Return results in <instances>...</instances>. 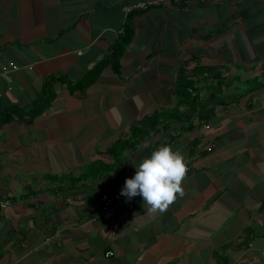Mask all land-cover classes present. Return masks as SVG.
<instances>
[{"label": "crops", "instance_id": "1", "mask_svg": "<svg viewBox=\"0 0 264 264\" xmlns=\"http://www.w3.org/2000/svg\"><path fill=\"white\" fill-rule=\"evenodd\" d=\"M135 1L0 0V264H264V0ZM161 145L185 195L149 213L120 193Z\"/></svg>", "mask_w": 264, "mask_h": 264}, {"label": "clouds", "instance_id": "2", "mask_svg": "<svg viewBox=\"0 0 264 264\" xmlns=\"http://www.w3.org/2000/svg\"><path fill=\"white\" fill-rule=\"evenodd\" d=\"M135 168V175L126 178L120 194L129 200L141 196L149 213L163 214L185 195L182 185L187 175V164L170 145L159 146Z\"/></svg>", "mask_w": 264, "mask_h": 264}, {"label": "trees", "instance_id": "3", "mask_svg": "<svg viewBox=\"0 0 264 264\" xmlns=\"http://www.w3.org/2000/svg\"><path fill=\"white\" fill-rule=\"evenodd\" d=\"M125 34V33H123ZM121 37H119L118 39L121 40L122 37L125 38L123 41H126V36H122L119 35ZM122 42V41H121ZM117 45V44H114V46ZM112 47L111 48V54L107 57V58H104L100 61H98L97 63H95V65H93L91 68L87 69L86 71H84V73H82V75L79 77V79H77L74 83L72 82L70 84V88L71 90L72 89H82L84 87H86L87 85H89L91 82L94 81V79L96 78V76L98 75L101 67H102V63L103 61H106V59H109V60H113V58L115 56H117V51H116V48L115 47ZM61 77V76H59ZM191 81L190 80H187V83H190ZM49 84V83H48ZM48 84H45L44 86L48 85ZM45 91L44 94L45 95ZM43 98V97H42ZM45 98H47V96H45ZM41 102V100H38L37 103ZM41 108V106H34V108L32 109L33 112H32V115L36 114ZM161 113H152L150 116L144 118L143 120H141V123H140V126L138 129H130V132L132 134V136L137 135V134H143L144 133V129L142 127H145L148 126L147 124L152 121V120H155L157 118V116H159ZM5 119V118H4ZM144 130V131H142ZM131 142L130 141H127V140H120V139H117L113 142V144L110 146V148L108 149L110 153H113V150L112 149H118L120 148L122 145H129ZM132 144V143H131Z\"/></svg>", "mask_w": 264, "mask_h": 264}, {"label": "built area", "instance_id": "4", "mask_svg": "<svg viewBox=\"0 0 264 264\" xmlns=\"http://www.w3.org/2000/svg\"><path fill=\"white\" fill-rule=\"evenodd\" d=\"M191 0H137L135 2L129 3L126 6V10L128 11H136V10H142L148 6L151 5H160V4H182L187 3ZM197 1H203V0H197ZM99 201H100V211L102 213H109L112 217H116L118 215V210L116 209L113 197L108 192H101L99 195ZM4 203V200H0V207H2ZM124 206H128V202L125 199L123 202ZM48 242H56L58 243V230L55 229L51 234H49L45 239L44 243Z\"/></svg>", "mask_w": 264, "mask_h": 264}]
</instances>
